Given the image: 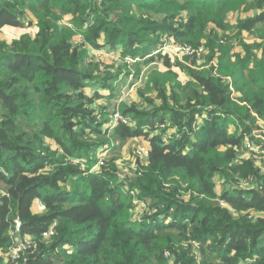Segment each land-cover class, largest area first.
Here are the masks:
<instances>
[{
	"label": "trees",
	"instance_id": "trees-1",
	"mask_svg": "<svg viewBox=\"0 0 264 264\" xmlns=\"http://www.w3.org/2000/svg\"><path fill=\"white\" fill-rule=\"evenodd\" d=\"M249 2L0 0V30L21 27L33 6L41 20L35 38L25 36L11 46L0 41V264H15L4 257L13 246V232L35 246L22 264H264V176L240 161L239 153L253 123L264 119V0H256L262 11L229 23L231 14ZM77 12L94 16L88 40L97 48L105 33L110 40L105 47L124 38L129 41L125 55H148L157 44L149 35L162 33L176 45L212 51L210 69H188L197 88L185 106L174 100L160 110L163 116L159 110L146 114L148 121L156 118L147 122L150 129L170 115L180 128L175 144L122 122L110 131L98 120L99 108H105L97 100L106 95H88L86 89L99 85L113 95L114 88L93 75L80 48L62 34L58 21ZM261 25V43H242L240 54L220 36L234 29L254 33ZM156 57L169 69L178 65L161 53L148 62ZM126 110L125 117L142 115L135 106ZM203 115L207 118L195 128ZM229 120L235 122L234 133ZM25 124L52 137L57 150L47 154ZM138 137L150 142V150L130 191H123L115 167L89 174L67 161L90 155L112 138L122 144ZM260 147L264 150V142ZM236 175L253 176L260 189L251 190L249 199L239 188L220 197L216 179ZM70 181L83 183L85 191L67 190ZM36 201L44 207L42 214L33 211ZM138 207L153 218L133 221Z\"/></svg>",
	"mask_w": 264,
	"mask_h": 264
},
{
	"label": "rangeland",
	"instance_id": "rangeland-1",
	"mask_svg": "<svg viewBox=\"0 0 264 264\" xmlns=\"http://www.w3.org/2000/svg\"><path fill=\"white\" fill-rule=\"evenodd\" d=\"M36 7L33 6L26 12L27 17L21 21V27H4L0 30V41L7 43L9 46L13 45L23 37L35 38L41 28V20L34 14ZM262 8L258 7L256 0L249 2L248 5L244 4L240 9L234 11L230 18L229 23L235 24L238 19H245L258 13ZM88 13V11H87ZM88 15V14H86ZM83 17V12H77L76 14L70 13L65 15L63 19L57 20L62 29V34L70 38L74 45L80 48L84 57L92 65L91 72L96 78L108 80L107 84L114 88L113 95L110 90H100L99 85H88L86 89L87 94L91 95L93 91H100L101 94H105L104 98L97 100V105L104 106L105 111L102 108L98 113L97 118L107 128L112 130L119 122L129 125L133 129L142 128L149 130L151 136H163V140L166 144H175L179 140L180 128L171 121L169 114L166 115L164 123H158L154 129H150L147 122L156 120L152 118L148 121V115L155 111L163 110L168 104L174 100L180 101L185 106L186 99L189 98L197 88L196 82L189 73V68L196 71H203L210 69L212 61L210 62L208 57L211 55V50L206 47L202 48L200 57H194L189 53L187 47L176 45L171 37L160 33V35L150 34L149 42H157L155 48L150 50V53L146 55L142 51H137L134 56L125 55L124 50L128 47L129 41L124 38H120L116 41L115 45H107L110 41L109 36L102 33L97 39L98 44L102 48H97L94 44L88 40L91 37V31L95 28L94 16ZM51 18H47L50 20ZM86 19V20H85ZM156 20L157 18L154 17ZM85 20V23L83 21ZM263 25L258 27L257 32H239L237 29L228 33H221L223 39H230L233 44L232 52L240 54L244 52L242 43L248 45L261 43L258 38L260 30ZM120 45L122 47H120ZM104 46V47H103ZM150 48L149 44H146ZM138 48V44L134 45ZM153 48V46H151ZM257 54L259 50L256 51ZM161 53L163 56H170L173 64L172 69L165 66L163 59L157 58L151 63L148 62L155 55ZM244 53H242L243 55ZM219 56V55H218ZM235 58L232 59V61ZM214 64V63H213ZM218 66V65H216ZM98 87V89H93ZM135 106L142 115L139 117H133V115L124 117L123 112L126 109L133 108ZM159 116H163L164 111L158 112ZM207 118V115L197 117L196 124L203 122ZM152 122V121H151ZM230 124V132L235 131V122L228 121ZM26 132H29L31 138L35 137L36 143L39 145L40 141H43V148L46 153L55 152L58 148L55 140L40 132L39 127H33L32 125L26 126ZM148 128V129H147ZM194 128V129H195ZM264 142V119H257L253 123L252 132L244 140V146L240 150V161H248L252 163L256 170H258L259 176H264V150L261 149L260 143ZM150 150V142L144 137L129 139L125 143H120L118 140L110 139L101 149L94 150L90 155H85L84 158H75L72 161L67 160L72 166L79 167L80 170H89V174H96L101 171V167L108 172L115 167L118 170L119 183L123 186V191H130V181L134 180L138 165L144 166L147 164L148 152ZM140 163V164H139ZM52 167L49 168V170ZM240 175H236L232 180L223 181L221 178L216 179V189L218 195L221 197L225 195L226 190L232 191L235 188H239L247 192L244 196L249 197L251 190H259L260 186L257 185L254 177L243 179ZM64 187L67 190H75L76 192L85 191L83 183L76 185V183L70 181ZM2 188V187H1ZM2 193L5 190L2 188ZM134 199V204H140L138 200V194L136 192H130ZM222 205L227 206L222 201ZM33 211L37 214L44 212V207L40 201H36L33 206ZM255 215V212H250ZM245 214V213H244ZM154 213H148L145 209L139 208L132 215V219L135 222H142L146 218H153ZM148 219V220H149ZM151 223V221H150ZM16 232L12 233L13 244L15 248L21 245L22 242H15ZM26 245V243H23ZM7 260L9 255L4 256ZM23 263L25 261H22ZM18 262V264H22ZM16 264V263H15Z\"/></svg>",
	"mask_w": 264,
	"mask_h": 264
},
{
	"label": "built area",
	"instance_id": "built-area-1",
	"mask_svg": "<svg viewBox=\"0 0 264 264\" xmlns=\"http://www.w3.org/2000/svg\"><path fill=\"white\" fill-rule=\"evenodd\" d=\"M181 46V45H179ZM184 47V46H182ZM188 50H189V53L194 56V57H200L201 56V52H203L202 48L200 49H192V48H189L187 47ZM125 117V116H124ZM21 224L20 223H16V230H18L20 228ZM15 242H22L21 245H18L16 248L14 247L15 246V243L13 244L14 246H12L9 250V259L18 264V262H21V261H25L26 258V254L29 250H35V246H34V243L32 242V240L28 237L26 238H22L20 236L19 233L16 232V236H15ZM23 243H26V245H24Z\"/></svg>",
	"mask_w": 264,
	"mask_h": 264
}]
</instances>
